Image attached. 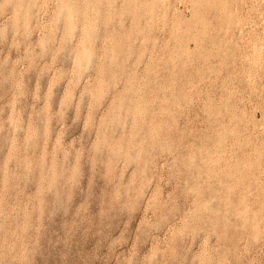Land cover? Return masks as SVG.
<instances>
[{"label":"rangeland","instance_id":"obj_1","mask_svg":"<svg viewBox=\"0 0 264 264\" xmlns=\"http://www.w3.org/2000/svg\"><path fill=\"white\" fill-rule=\"evenodd\" d=\"M263 62L264 0H0V264H264Z\"/></svg>","mask_w":264,"mask_h":264},{"label":"bare ground","instance_id":"obj_2","mask_svg":"<svg viewBox=\"0 0 264 264\" xmlns=\"http://www.w3.org/2000/svg\"><path fill=\"white\" fill-rule=\"evenodd\" d=\"M263 2V1H262ZM257 6V5H256ZM264 63V62H263Z\"/></svg>","mask_w":264,"mask_h":264}]
</instances>
